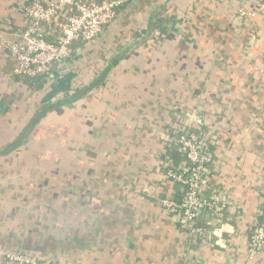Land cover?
I'll return each mask as SVG.
<instances>
[{"label":"crops","instance_id":"1","mask_svg":"<svg viewBox=\"0 0 264 264\" xmlns=\"http://www.w3.org/2000/svg\"><path fill=\"white\" fill-rule=\"evenodd\" d=\"M33 1L52 0H0L8 39ZM122 1L41 89L0 49V250L36 264H264V248L249 251L264 204V2ZM172 15L168 35L137 43ZM47 98L61 105L30 123ZM185 110L213 152L204 197L226 204L223 221L202 219L204 239L161 203L182 194L165 163Z\"/></svg>","mask_w":264,"mask_h":264},{"label":"built area","instance_id":"2","mask_svg":"<svg viewBox=\"0 0 264 264\" xmlns=\"http://www.w3.org/2000/svg\"><path fill=\"white\" fill-rule=\"evenodd\" d=\"M122 3V0L33 1L25 7V25L15 34V39H8L0 30V49L15 59L16 75L30 78L42 76L48 83L54 70L63 68L72 57L75 42H88L99 37L105 27L116 19ZM46 28L52 29L47 36L51 35L53 40L44 36ZM192 125L196 126L195 130L191 129ZM167 144L168 150L178 147V151L186 156V161L175 166L167 158L165 175L172 183L183 186L182 195L178 199L163 197L161 203L168 213L179 214L180 226L192 238H207L213 231L197 223L198 211L207 208L223 221L226 204L218 196L204 197L207 164L213 159V152L205 139L204 119L185 110L181 124L170 130ZM262 248L264 222L258 223L252 230L250 255H255ZM0 257L36 264L35 260L10 251L0 250Z\"/></svg>","mask_w":264,"mask_h":264},{"label":"trees","instance_id":"3","mask_svg":"<svg viewBox=\"0 0 264 264\" xmlns=\"http://www.w3.org/2000/svg\"><path fill=\"white\" fill-rule=\"evenodd\" d=\"M175 24H176V17L174 15L172 16H161L155 23L156 28L160 31V33H162L163 35H168L172 30L175 29ZM52 29L50 28H46V31H44V36L49 39V40H53L51 35L47 36V33L49 34V32H51ZM46 34V35H45ZM53 76H51V79H54L57 72L54 70L53 72ZM20 78L29 83L31 86H36L37 84H39L38 89H41L45 86V84L47 83V79L39 76L36 78H30V77H25V76H20ZM61 105V104H60ZM60 105H55L56 107L60 106ZM46 113V112H45ZM44 115V113L42 114V116ZM169 153V158H170V163H172L173 165L177 166L179 163L186 161V156L181 153L180 151H178V147H172V149L168 150ZM209 166V163L207 164V167ZM178 184V183H177ZM181 185V184H179ZM181 187H183L181 185ZM182 195V194H181ZM263 209V213L260 216V221L264 222V204L262 206ZM209 211H203L201 214H198L197 216V223L201 226H205L210 228V225H208V223L206 224L205 221H202L203 218H210L211 215L208 213Z\"/></svg>","mask_w":264,"mask_h":264},{"label":"water","instance_id":"4","mask_svg":"<svg viewBox=\"0 0 264 264\" xmlns=\"http://www.w3.org/2000/svg\"><path fill=\"white\" fill-rule=\"evenodd\" d=\"M154 19H156V18H153L151 20V22H150L151 24L148 27L147 33L145 34V36L142 39L138 40V42H137L138 44L144 42L146 39L149 38V36L152 35V33L154 31V27H155V20ZM55 105H57V103L52 102L49 98H47L45 101L41 102L37 106L35 113H34L32 119L30 120V123H32L34 121H39L40 118L42 117V114L49 111L50 109L54 108ZM203 211H209V210L207 208L205 210H199L198 214H201ZM211 212L213 213V211H211Z\"/></svg>","mask_w":264,"mask_h":264},{"label":"rangeland","instance_id":"5","mask_svg":"<svg viewBox=\"0 0 264 264\" xmlns=\"http://www.w3.org/2000/svg\"><path fill=\"white\" fill-rule=\"evenodd\" d=\"M156 30H158L157 28H156V26L154 27V31H153V35L156 33ZM162 34V33H161ZM163 35V34H162ZM164 36V35H163ZM54 109V108H53ZM52 127H53V125H52ZM174 147H176V146H174Z\"/></svg>","mask_w":264,"mask_h":264}]
</instances>
